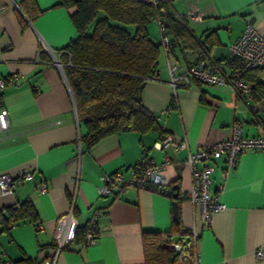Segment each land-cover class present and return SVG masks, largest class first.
I'll return each mask as SVG.
<instances>
[{"label": "crops", "instance_id": "crops-1", "mask_svg": "<svg viewBox=\"0 0 264 264\" xmlns=\"http://www.w3.org/2000/svg\"><path fill=\"white\" fill-rule=\"evenodd\" d=\"M57 3L0 0L5 6L0 11V78L5 79L0 105L9 113L8 134L0 133V174L15 176L23 168L33 172L32 180L11 193L0 191V210L29 200L43 226L37 231L35 223L21 220L5 230L0 222V264H44L53 249L57 220L70 211L80 232L54 264H144V233L171 231L170 241L186 243L193 227L201 230L195 245L199 264H264V152L243 151L228 170L224 156L215 160L210 192L225 208L203 226L199 210L185 196L190 187L186 150L156 146L169 133L185 137L194 151L228 138L235 124L244 136H264V98L247 100L227 84L192 79L172 85L167 61L179 69L195 56L185 58L177 49L167 54L162 48L155 78L145 82L140 95L160 129L115 133L87 149L81 141L85 127L76 116L56 53L76 30L71 10ZM170 5L177 16L200 15L187 20L195 36L214 32L216 43L207 53L212 67L229 55L228 46L247 20L264 34V0H170ZM149 33L160 40L158 26ZM258 75L264 82V65ZM143 152L157 164L165 154L172 160L163 175L171 187L179 186L178 222L173 219L172 189L171 196L135 187L100 195V177L114 171L128 176ZM40 181L47 183L46 190L38 189ZM94 214L96 238L85 244L84 231Z\"/></svg>", "mask_w": 264, "mask_h": 264}, {"label": "trees", "instance_id": "trees-1", "mask_svg": "<svg viewBox=\"0 0 264 264\" xmlns=\"http://www.w3.org/2000/svg\"><path fill=\"white\" fill-rule=\"evenodd\" d=\"M57 5L71 10L70 20L76 30L56 53L76 116L85 127L81 141L87 149L115 133L160 129L157 117L143 105L140 95L145 82L155 78L162 37L170 40L167 54L177 49L185 58L194 55L190 63H207L209 47L216 43L212 31L204 38L195 36L184 15L174 14L170 0L157 5L144 0H58ZM157 21L163 30L159 31L160 40L155 41L149 26ZM40 56L49 59L44 52ZM217 64L233 70L241 68V62L229 55ZM262 66L241 75L253 100L264 98V82L258 75ZM237 94L243 96L240 91ZM21 220L39 222L29 200L0 210L5 230ZM78 232L76 228L75 234ZM163 233L171 235V231ZM161 235L143 234L144 264H183L170 245L161 242ZM192 263L189 259L184 264Z\"/></svg>", "mask_w": 264, "mask_h": 264}, {"label": "built area", "instance_id": "built-area-1", "mask_svg": "<svg viewBox=\"0 0 264 264\" xmlns=\"http://www.w3.org/2000/svg\"><path fill=\"white\" fill-rule=\"evenodd\" d=\"M157 5L161 0H144ZM168 1V0H167ZM5 6L0 5V11ZM185 19H200L196 12H189L184 15ZM159 31L163 30L160 21H157ZM162 46L168 48L170 40L168 37H162ZM229 56L238 59L241 62L239 70H233L229 67H212L204 61L190 63L179 68L167 61V68L170 74V82L175 85L177 81H183L186 84L190 80H195L204 84L229 85L237 94H245L247 100L251 99L249 85L241 75L246 70H251L264 65V34L259 32L252 20H247L238 37L228 46ZM60 65V64H59ZM5 85V79L0 78V89ZM8 110L0 105V133L8 134ZM158 149L170 148L173 151L186 150L185 162L190 171V187L185 196L188 202L199 210L200 220L203 226L207 225L213 213L223 210L225 205L218 199L216 194H211L213 163L216 159L224 156L226 170L235 165L237 156L243 151H263L264 136L247 137L241 133L240 124L233 125L232 134L225 139L217 140L209 145L199 146L191 151L188 147L187 139L175 138L169 133H164L156 144ZM172 160L168 155H164L161 163H155L147 153L143 152L137 163L133 166L130 174L126 177L120 171L103 174L100 179L102 185L99 187V193L106 196L110 193H119L128 187L139 189L154 190L169 194L171 185L166 183L163 171L171 164ZM33 179V172L30 169L23 168L12 176L8 173L0 174V191L2 193H11L13 189L24 181ZM38 189L46 190L47 183L40 181L37 184ZM221 186H218L220 189ZM96 220L94 214L89 221L84 242L92 244L96 238ZM37 231L43 229L42 224L36 223ZM76 230V221L72 212L61 216L57 220L54 230V245L51 253L48 255L44 264H54L59 252L71 241ZM199 229L193 227L190 230V240L186 243L170 241L167 234L162 233L160 239L162 243L170 247L178 254L181 263L187 260H193L194 264H199L198 256L195 252V245L200 235ZM256 256L261 258L260 250Z\"/></svg>", "mask_w": 264, "mask_h": 264}, {"label": "water", "instance_id": "water-1", "mask_svg": "<svg viewBox=\"0 0 264 264\" xmlns=\"http://www.w3.org/2000/svg\"><path fill=\"white\" fill-rule=\"evenodd\" d=\"M171 189L173 190L172 193V213H173V219L175 221H179L180 217V202L178 200L179 195V186L178 185H172Z\"/></svg>", "mask_w": 264, "mask_h": 264}, {"label": "rangeland", "instance_id": "rangeland-1", "mask_svg": "<svg viewBox=\"0 0 264 264\" xmlns=\"http://www.w3.org/2000/svg\"><path fill=\"white\" fill-rule=\"evenodd\" d=\"M154 27L156 28L157 26L155 25V23H151L150 26H149V29H154Z\"/></svg>", "mask_w": 264, "mask_h": 264}]
</instances>
